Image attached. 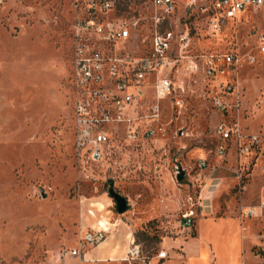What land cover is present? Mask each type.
<instances>
[{"label": "rangeland", "instance_id": "rangeland-1", "mask_svg": "<svg viewBox=\"0 0 264 264\" xmlns=\"http://www.w3.org/2000/svg\"><path fill=\"white\" fill-rule=\"evenodd\" d=\"M180 9L157 29L151 13L140 11L130 57L149 54L141 42L155 30L171 32L173 41L130 114L131 128L110 129L102 160L92 162L75 147L70 0H2L0 264H86L69 255L84 230L80 201L108 195L110 182L129 206L116 217L126 219L141 252L115 264H264V211L256 208L264 201L262 164L242 159L249 171L240 182L235 148L227 143L222 161L217 134L219 126L264 134V8L226 20L221 30L199 9ZM161 79L171 83L169 92L155 89ZM150 129L154 135L145 137ZM176 166L186 172L181 183ZM211 180L214 191H204L207 201L198 206ZM191 210L193 227L184 229ZM252 210L254 217L245 215ZM182 243L190 247L186 257L175 249ZM163 250L166 260L158 258Z\"/></svg>", "mask_w": 264, "mask_h": 264}, {"label": "built area", "instance_id": "built-area-1", "mask_svg": "<svg viewBox=\"0 0 264 264\" xmlns=\"http://www.w3.org/2000/svg\"><path fill=\"white\" fill-rule=\"evenodd\" d=\"M70 3V82L74 101L75 147L87 154L92 162L102 160L104 149L110 142V129L122 124L131 128L130 114L139 106L146 82L163 67L173 41L171 32L159 33L155 30L150 38L141 42V46L150 48L149 54L130 57L127 51L138 46L139 39L133 37V32L136 33L142 24L140 11L151 13L157 29L160 22L176 13L178 8L183 10L180 9L183 15L195 8L210 19L214 30H221L226 20L237 19L250 9L264 8V0H70ZM263 44L264 39H261V54H264ZM226 60L229 64L235 63L233 56H227ZM255 62L254 57H248L249 64ZM170 85L167 79H161L155 89L169 92ZM230 91L231 87H228L227 92ZM218 105L225 109L220 102ZM217 134L225 143L218 148L222 161L228 154L229 143L235 148L237 180L243 182L247 177L245 173L249 171H243L242 159L249 158L252 165L260 161L264 172V134L246 135L238 127L230 129L225 126H219ZM153 135L151 129L145 133L148 138ZM129 138L134 141L136 133H129ZM201 167H206L204 160ZM211 171L215 172V169ZM256 208L264 211V201ZM245 215L252 218L256 213L252 210ZM193 218L192 210L183 215L184 227L191 228ZM105 237L104 231L84 232L80 235L79 249L72 250L69 255L82 257L86 247L99 245ZM140 253L139 247L133 243L125 261L131 263L138 260ZM167 256L165 251L158 254L160 260L167 259Z\"/></svg>", "mask_w": 264, "mask_h": 264}, {"label": "crops", "instance_id": "crops-1", "mask_svg": "<svg viewBox=\"0 0 264 264\" xmlns=\"http://www.w3.org/2000/svg\"><path fill=\"white\" fill-rule=\"evenodd\" d=\"M214 180H211L203 189L200 198L198 199V206L204 207V202L210 190L214 191L212 185ZM205 191V196H204ZM82 211V221L84 224V232L104 231L106 237L99 245L90 247L86 252L83 250L81 261L86 264H115L126 262L125 259L135 242L133 232L129 225L125 224L124 217L117 218L114 201L110 198L109 194H101L91 199H84L80 201ZM189 213V212H187ZM186 213V214H187ZM119 217V214H118ZM181 226L184 229V221L182 220ZM194 224V222H193ZM193 227V225H192ZM191 227V228H192ZM80 239V238H79ZM182 243L181 246H175V249L180 248L184 257L190 255V247ZM164 251V250H163ZM168 255V254H167ZM168 258V256H167ZM166 260V259H165ZM183 264H187L186 258H183Z\"/></svg>", "mask_w": 264, "mask_h": 264}, {"label": "water", "instance_id": "water-1", "mask_svg": "<svg viewBox=\"0 0 264 264\" xmlns=\"http://www.w3.org/2000/svg\"><path fill=\"white\" fill-rule=\"evenodd\" d=\"M174 175L176 182L181 183L186 177V172L182 170V168H180L179 166H176ZM108 194L110 198L114 201L115 209L119 215H123L125 212L128 211L129 206L127 204V200L114 190V184L112 182H110ZM42 197L45 198V195L43 194Z\"/></svg>", "mask_w": 264, "mask_h": 264}, {"label": "trees", "instance_id": "trees-1", "mask_svg": "<svg viewBox=\"0 0 264 264\" xmlns=\"http://www.w3.org/2000/svg\"><path fill=\"white\" fill-rule=\"evenodd\" d=\"M152 224H155L154 221L150 222L148 225H152ZM142 234H145V233H142ZM152 240H156L158 239V236L157 235H154L153 237H151Z\"/></svg>", "mask_w": 264, "mask_h": 264}]
</instances>
